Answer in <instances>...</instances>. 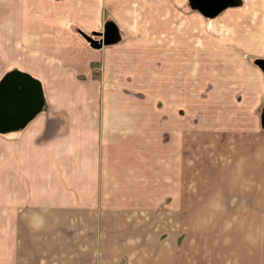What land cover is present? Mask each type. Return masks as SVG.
I'll return each instance as SVG.
<instances>
[{
  "label": "crops",
  "instance_id": "obj_1",
  "mask_svg": "<svg viewBox=\"0 0 264 264\" xmlns=\"http://www.w3.org/2000/svg\"><path fill=\"white\" fill-rule=\"evenodd\" d=\"M241 1L207 19L187 0H0V80L26 73L44 100L0 133V264H264V197L225 178L186 196L183 181L186 118L212 126V103L185 89L199 74L186 56L233 22L264 56V0ZM112 25L113 44L81 35ZM153 65L165 83L136 85ZM159 159L175 175H155Z\"/></svg>",
  "mask_w": 264,
  "mask_h": 264
},
{
  "label": "rangeland",
  "instance_id": "obj_2",
  "mask_svg": "<svg viewBox=\"0 0 264 264\" xmlns=\"http://www.w3.org/2000/svg\"><path fill=\"white\" fill-rule=\"evenodd\" d=\"M185 11L190 10L185 8ZM238 23L240 22H233V28L229 29L212 23V29L208 27L212 31V42L202 44L203 40L198 38L201 43H197L192 49L194 52L198 51V55L194 60L193 57L186 56V68L193 70L196 66V72H199L186 79V91L198 92L207 105L212 103V126L204 123V117L186 118V130L195 132L184 134L186 173L183 181L186 196L208 198L212 193V181L225 178L234 184L238 183L237 180L248 184L243 183V186L249 187V197H264V73L256 64V60H264V56L251 54L245 45L240 44V35H235L236 30H240ZM218 28L226 33L217 34ZM81 35L83 38L89 36L83 33ZM219 37L221 38L218 39ZM231 37L233 41L227 43ZM202 50L212 52L211 59L204 56ZM175 68L177 66L169 73L176 72ZM204 69H207V74ZM156 72L161 71H155V67L152 73L147 70L144 75L136 77L138 82L135 84L140 85L144 79L153 80L154 86L164 84L167 77L156 76ZM158 143L162 146L160 150L168 146L170 151L173 149L169 145V135L162 138V142L160 137ZM154 147L159 148L156 145ZM153 162L155 175H160L162 171L175 175L167 170L161 159ZM25 178L27 181L31 180L29 177ZM247 189L242 191L246 192ZM32 196L38 194L30 195Z\"/></svg>",
  "mask_w": 264,
  "mask_h": 264
},
{
  "label": "water",
  "instance_id": "obj_3",
  "mask_svg": "<svg viewBox=\"0 0 264 264\" xmlns=\"http://www.w3.org/2000/svg\"><path fill=\"white\" fill-rule=\"evenodd\" d=\"M191 10L197 11L204 18L212 19L227 8L242 4L241 0H187ZM91 47L117 42V30L112 25L104 27L102 38L85 37ZM257 66L264 73V60H256ZM44 100L41 85L30 75L12 71L0 80V133L23 128L32 117L43 108Z\"/></svg>",
  "mask_w": 264,
  "mask_h": 264
},
{
  "label": "flooded vegetation",
  "instance_id": "obj_4",
  "mask_svg": "<svg viewBox=\"0 0 264 264\" xmlns=\"http://www.w3.org/2000/svg\"><path fill=\"white\" fill-rule=\"evenodd\" d=\"M100 37H101V36H100ZM100 37H99V38H100ZM99 38H98V39H99ZM101 38H102V37H101Z\"/></svg>",
  "mask_w": 264,
  "mask_h": 264
}]
</instances>
